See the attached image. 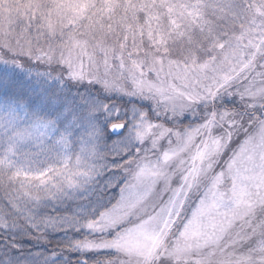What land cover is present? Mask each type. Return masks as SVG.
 <instances>
[{"label": "snow or ice", "instance_id": "6c2138e0", "mask_svg": "<svg viewBox=\"0 0 264 264\" xmlns=\"http://www.w3.org/2000/svg\"><path fill=\"white\" fill-rule=\"evenodd\" d=\"M0 264H264V0H0Z\"/></svg>", "mask_w": 264, "mask_h": 264}]
</instances>
